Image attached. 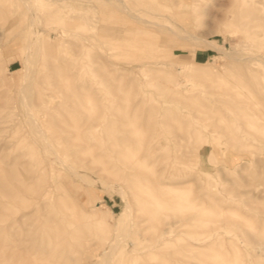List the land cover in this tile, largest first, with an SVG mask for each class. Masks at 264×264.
<instances>
[{
    "label": "rangeland",
    "instance_id": "obj_1",
    "mask_svg": "<svg viewBox=\"0 0 264 264\" xmlns=\"http://www.w3.org/2000/svg\"><path fill=\"white\" fill-rule=\"evenodd\" d=\"M10 168L0 264H264V0H0Z\"/></svg>",
    "mask_w": 264,
    "mask_h": 264
},
{
    "label": "bare ground",
    "instance_id": "obj_2",
    "mask_svg": "<svg viewBox=\"0 0 264 264\" xmlns=\"http://www.w3.org/2000/svg\"><path fill=\"white\" fill-rule=\"evenodd\" d=\"M121 2V1H120ZM124 2V1H123ZM29 3V2H28ZM124 4V3H123ZM126 5V4H125ZM125 7V6H124ZM126 8V7H125ZM124 9V8H123ZM133 16V15H132ZM32 20V19H31ZM34 20V18H33ZM48 27V26H47ZM49 34H50V29L49 28H45V34L43 35V46H47V45H50V44H53V41L50 40L49 38ZM90 39V38H89ZM93 40V39H92ZM137 42H133V43H127V45H132V46H135L137 45L136 44ZM30 44V43H29ZM88 44V43H87ZM28 45V44H27ZM213 45V44H212ZM29 46V45H28ZM86 46V45H84ZM90 47V46H89ZM30 48V47H29ZM54 49V48H53ZM28 50V49H27ZM34 54V53H33ZM46 54V53H45ZM53 54V53H52ZM54 56V55H53ZM27 59H25V61L23 62V65L25 66V68H28L29 67V63H30V58H29V55L26 56ZM38 58V57H37ZM149 60V59H147ZM37 61V59H36ZM153 60H149V62H151ZM35 62V61H33ZM33 64V63H32ZM44 66V65H42ZM24 68V67H23ZM24 68V69H25ZM25 75V73H24ZM20 91L22 93V100L23 103H24V106H25V109H26V113H27V119L24 121L25 123H27L28 125L31 126V130L33 131V133L36 134V140L39 141L40 143H42L45 147H50L52 149V151L54 152V158L57 160H60V161H63V159L60 157L59 153L52 147L50 146V136L47 134V131L45 130L44 128V124H43V121L40 119L41 116L39 114H36L33 110H32V106H31V101L29 100V89H28V86H22L20 87ZM20 93V94H21ZM21 97V96H20ZM247 115V114H246ZM250 115V114H248ZM177 121V120H176ZM20 123V122H19ZM176 123V122H175ZM177 124V123H176ZM180 125H182V123H179ZM179 125V127H180ZM179 128L177 127L176 131L178 130ZM165 133H167V131H163ZM261 134V133H260ZM135 152V151H134ZM131 154V153H130ZM137 155H138V151H137ZM130 156V155H129ZM133 156V154H132ZM135 156V155H134ZM136 157V156H135ZM134 157V158H135ZM131 158V156L129 157ZM137 159V158H136ZM131 160H134V159H130ZM135 161V160H134ZM42 162V161H41ZM136 162H139V160ZM40 163V162H39ZM133 163V162H131ZM70 166V165H69ZM44 167V166H43ZM73 167V166H72ZM75 168V167H74ZM43 169V168H42ZM15 171V170H14ZM14 171L10 168L8 169L7 173L4 175V176H0V188L3 192H10L11 193V182L13 183L14 180H16V173H14ZM73 171V170H72ZM75 173L76 170L74 169ZM42 172V171H41ZM38 176V175H36ZM20 181V180H19ZM18 182V180H17ZM23 183V182H22ZM25 184V182H24ZM23 185V184H22ZM29 185V183H28ZM59 185H61V183H59ZM27 189V187H26ZM15 191V189H14ZM17 194V193H16ZM16 196V195H15ZM47 197V195H44V197ZM19 197V196H18ZM45 197V198H46ZM39 198H43V195H39L37 199ZM46 206V204H42V208L44 209V207ZM65 208H66V205H64ZM105 254H107L105 252ZM106 258L108 257V255L105 256ZM104 260H106L104 258ZM109 260V257L108 259ZM106 260V261H107ZM108 262V261H107ZM107 264V263H106Z\"/></svg>",
    "mask_w": 264,
    "mask_h": 264
}]
</instances>
